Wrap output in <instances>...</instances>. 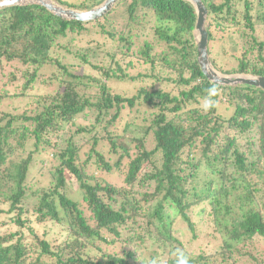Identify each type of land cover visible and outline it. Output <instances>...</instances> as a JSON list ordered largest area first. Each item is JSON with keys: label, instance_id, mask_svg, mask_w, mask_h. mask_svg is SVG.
Listing matches in <instances>:
<instances>
[{"label": "trees", "instance_id": "trees-1", "mask_svg": "<svg viewBox=\"0 0 264 264\" xmlns=\"http://www.w3.org/2000/svg\"><path fill=\"white\" fill-rule=\"evenodd\" d=\"M55 1L77 10L104 2ZM202 1L214 67L224 74L264 76V0ZM196 22L187 0H121L90 23L60 18L41 5L0 10V62L23 68L21 79L11 74L18 82L4 97L14 110L26 104L21 114L0 116V220L12 222L0 226V264H163L139 257L146 242L159 247L155 253L166 256L165 264H178L181 254L188 264H239L241 259L264 264L255 247L257 237L264 241V91L207 80L198 63ZM148 27L154 41L132 50ZM218 32L239 54L231 56L234 66H219L214 57ZM88 37L99 40L98 53L100 41H109L110 51L103 55L108 66L80 53ZM88 51L98 54L92 47ZM123 55L143 61L147 73L130 76ZM66 58L70 65H63ZM88 63L104 70V81L69 70ZM56 65L62 73L57 89L40 93L39 73ZM128 80L145 86L133 95L112 86ZM212 87L218 90L216 104L204 112ZM36 155H51L48 162L58 164L43 173ZM203 166L209 181L199 177ZM116 172L124 186L107 181ZM68 178L77 182L82 201L69 196ZM178 221L194 239L213 224L218 249L197 257L172 250L180 243ZM4 226L19 230L2 234ZM57 229L61 234L52 240ZM105 245L121 249L111 252Z\"/></svg>", "mask_w": 264, "mask_h": 264}, {"label": "rangeland", "instance_id": "rangeland-1", "mask_svg": "<svg viewBox=\"0 0 264 264\" xmlns=\"http://www.w3.org/2000/svg\"><path fill=\"white\" fill-rule=\"evenodd\" d=\"M0 1H2V0H0ZM50 1L57 3L55 0H50ZM61 1L66 2L68 4H72V5H82L85 1L90 2V0H61ZM57 4H59V3H57ZM59 5L62 6L61 4H59ZM75 10H77V9H75ZM78 10H80V9H78ZM86 10H88V9H86ZM80 11H84V10H80ZM146 29H145L146 31L145 30L144 31L148 35L141 37L142 40H141L140 44H135V46L132 48V50L135 48L139 49L142 46V42L144 40H149L151 42L154 41L153 36H151L153 33L152 27H148ZM227 38L228 37L226 35L218 32L216 42L214 43V46H213L214 57L218 60L219 66H223L225 68H227V66L228 67L234 66V62H233V59L231 56H233V55L239 56L238 53L232 51V45L227 40ZM98 41L96 40L95 37H88L86 39H83L81 44H82L84 49H82V51H81V48H80V53L81 54L86 53L88 55V58L91 60L92 63H95V64L100 63L101 66H104L106 64L108 66L109 65L108 62H110V61L108 59L105 61V59L103 58V55H104V52L110 51V49H107V47H108L107 45H110V43H109V41H103V40L100 41L103 44V47L101 48V51H99V53H98V50L96 48V46H97L96 42H98ZM90 47H92L95 50V52H97L98 54H96L95 56L90 54L88 51V48L90 50ZM218 48H220L219 50L222 51L221 53L217 51ZM117 50H119L118 46H116L112 50V53L114 51H117ZM223 53H225V54H223ZM122 57L123 58L121 60V64L124 68H126V71L130 76L137 77L140 74L147 73V71H145V66L143 64V61H139L137 58L135 59V58L131 57V55H128V56L123 55ZM223 58H225L224 61H223ZM103 61H105V62H103ZM75 64L77 65V63H75ZM63 65H70V60H68L67 58L64 59ZM87 66H89V67H87ZM60 68H61L60 66L56 65V66H51V67L47 66L41 70V72L39 73V78H38V83H39L40 88H41V89H39L40 93L42 92V94H46L44 92L48 93V91L51 92V91H54L55 89H57V86L59 85V82L62 79V73H61ZM103 68H105V67H103ZM22 69L23 68L22 67L20 68V66L17 65L16 62H11V63H7L5 61L0 62V99L5 100L0 105V116L3 112H13L14 114L17 115V114H21L24 111V108L26 105L25 102L16 104L17 109L14 110L13 109L14 105L10 101L11 99H9V97H4L6 94H8V95L13 94L12 89L14 88V86L16 84L13 87L10 86V84L18 82V81H16V82L13 81V79L11 78V74L15 73L17 78L21 79L22 78ZM69 70L72 74H75V75H82V72L85 71V72H87V74H92V75L96 76L97 78H99V76L102 77V74L104 73V70H100V69H96V68L92 67L91 63H88V65H79V66H75V67H69ZM102 80L104 81L103 77H102ZM43 82H45V83H43ZM131 82H132L131 80H128V82H121L117 85L112 84V86L115 88H118L119 89L118 91L123 92L127 95H133L135 93V91H134L135 88L139 89L142 86H145V84L142 80H137L136 84L131 83ZM146 82H147L146 83L147 85L151 84V82H149L148 80H146ZM14 101H16V100H14ZM226 103H227L226 99L223 97L222 104H226ZM220 105L221 104H219L217 106H220ZM220 110H222V112H224L226 114V116H229L231 114V110L226 109L224 107H221ZM69 129L70 128L67 127L65 131H67ZM61 134L62 133H59L58 135H54L53 139H54V137L60 138ZM60 141H64V140H60ZM53 142H54V140H53ZM121 142L123 143V141H121ZM125 146H126V144H125ZM149 148L151 149L152 146L149 145ZM106 156H108V154H106ZM51 157H52L51 155L50 156L36 155L34 158V161L36 162L37 170L40 169L43 173H49L51 171L50 168L52 166L58 164L57 161H54L53 163H49L48 160ZM114 159H111V160H114ZM207 169L208 168L205 166H203L201 168V174L199 175L201 180L206 179L207 181H209L210 177H207L205 174ZM37 170H35V172ZM29 178H33V177L29 176ZM106 178H107V181L109 183H111L112 185H116L117 187L124 186L123 176L118 175L117 172L114 173V175L113 174L107 175ZM38 182H39V179H35L32 181V183L35 185H37ZM66 187H67V192H68L69 196H71V198L73 200L82 201V198H83L82 193L83 192L78 188L76 181L68 178V181L66 183ZM10 221H11V219L9 217H5L4 219L0 220V226L2 224L11 225L12 222H10ZM47 229L49 230L50 228H47ZM17 230H19V228L16 226H4L1 230V233L2 234H10V233L15 232ZM41 230L43 231L44 229L41 228ZM175 230H176L175 232H177L175 237L179 240L180 243L176 242V244L174 245V248H172V250H175V248H176L177 252H179V253H183V251H185L188 253H193L194 256L197 257L198 255H201L202 253L211 254V253L215 252V250L218 249V247L220 245V237H219V234L216 231L213 224H211L209 227H205L203 229V230H205V233L201 232L200 237L198 239H194L192 233L188 229V226L183 222L182 223H180V221L176 222ZM42 231H40L39 234H41ZM60 234H61V232H59V230L57 229L56 232L52 231V236L50 238L52 240H55V239L59 238ZM207 234H209V235H207ZM141 246L138 248L140 258L147 259L148 261L151 262L152 258L155 257V259H156V261H158V263L165 264L166 256L161 255V254L157 255L155 253V251H158L157 248H159L157 245L153 247L150 242H146L145 245H143L142 247ZM255 247H256V250L258 253L264 254V241L262 239H260L259 237H257L255 239ZM105 248H108L109 250H111V252L119 251L121 249V247L119 245H117V246H106L105 245ZM169 250H171V248ZM169 250H167V252H169ZM118 253H121V252H118ZM161 253H162V251H161ZM168 258H169V256L167 255V259ZM243 262H244V259H241L239 264H243Z\"/></svg>", "mask_w": 264, "mask_h": 264}, {"label": "water", "instance_id": "water-1", "mask_svg": "<svg viewBox=\"0 0 264 264\" xmlns=\"http://www.w3.org/2000/svg\"><path fill=\"white\" fill-rule=\"evenodd\" d=\"M121 0H104L100 5L89 10L67 9L50 0H2L0 10L10 7L41 5L50 13L69 20L90 23L108 15ZM197 12L194 36L197 45L198 63L209 82L221 87L248 86L264 91V76L247 74H224L218 71L210 59L209 33L207 31L208 10L202 0H187Z\"/></svg>", "mask_w": 264, "mask_h": 264}, {"label": "clouds", "instance_id": "clouds-1", "mask_svg": "<svg viewBox=\"0 0 264 264\" xmlns=\"http://www.w3.org/2000/svg\"><path fill=\"white\" fill-rule=\"evenodd\" d=\"M217 91L218 90L215 87L208 89L209 95L204 98V102L202 104V109L204 112L210 111L215 106L216 101L213 99V97L217 94ZM178 264H188L187 258L183 257V254H181Z\"/></svg>", "mask_w": 264, "mask_h": 264}]
</instances>
